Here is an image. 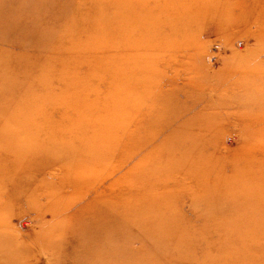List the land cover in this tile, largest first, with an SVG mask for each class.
I'll return each instance as SVG.
<instances>
[{
	"label": "rangeland",
	"instance_id": "obj_1",
	"mask_svg": "<svg viewBox=\"0 0 264 264\" xmlns=\"http://www.w3.org/2000/svg\"><path fill=\"white\" fill-rule=\"evenodd\" d=\"M101 1L0 0V264H264V0H105L141 70L49 110L56 64L126 65L77 43Z\"/></svg>",
	"mask_w": 264,
	"mask_h": 264
},
{
	"label": "bare ground",
	"instance_id": "obj_2",
	"mask_svg": "<svg viewBox=\"0 0 264 264\" xmlns=\"http://www.w3.org/2000/svg\"><path fill=\"white\" fill-rule=\"evenodd\" d=\"M101 1V0H100ZM164 3V5H171L173 0H160ZM211 5L208 7V10L210 12H212L213 8L212 6L215 3H219L222 1V4L228 3V2H233V4H238L237 2H235V0H208ZM134 2V1H133ZM131 3V1H130ZM117 3H105V0L101 1V3H99L98 5H94L95 9V14L93 16V19L96 18V21H99L100 27L98 29H95L94 32H97L99 34L101 33H105L107 35V33H109V35H111L110 37H103L101 39V43L100 44H95L94 40H92V38L88 35H90V33L87 35V37L85 39L82 40V37L77 38V43L81 42L85 45H87L89 48L88 51H95L98 50L100 48H103L104 46H109L110 47V54L107 53V57H105V60L108 59H115V60H120V59H125L126 65L124 68H120L115 62L113 63V65H108L106 67L102 66L101 68L97 67L96 65H94L93 63H88V59H86V61L82 60L83 58L80 57V55H77L75 58H72L73 60L70 61H62L59 64H56V66L58 68H55L53 73L60 75L59 78H63L65 80L59 81L60 83V87H58V90L64 91V93H60L59 91L54 95V100L52 101H46V106L49 107V110H53V107H56L57 105V100L60 99L62 96H70V95H81L83 93V91H85L86 85H83L82 82L83 81H88V80H92L91 77L96 76L97 78L99 76H109L106 77V79L108 80V83L110 82H115V83H123L124 86V80L126 79L127 82V76L134 73L136 71V69L139 71L140 69V65L141 62H137L136 58H131L130 55L133 54V46L140 42V35L141 33V27L140 24L134 23V24H129V20H131L134 17L137 16H141L145 14V9H143L142 13H140V10L138 13H134L131 10H129V17L127 18H119L116 14V6ZM237 6V5H235ZM99 7H102L104 9H106L108 11V14H105L103 12V10L99 9ZM138 8L141 9L140 5H137ZM211 7V8H210ZM216 7V5H215ZM218 7V6H217ZM216 9V8H215ZM77 8H74V13H76ZM226 12H229V9H225ZM230 12H233V10L231 9ZM91 15H93V12L90 13ZM195 13H193L192 15H194ZM196 16H193V20H195ZM195 22V21H194ZM232 22V21H230ZM70 23V28L73 27H77L78 26V22H69ZM80 25V23H79ZM146 30V26L144 25L142 27V30ZM93 35V34H91ZM136 39V40H135ZM134 43H133V42ZM136 41V42H135ZM69 44H75L76 41L75 40H69L68 41ZM75 44L74 47H72V45H70L69 50L66 51V53L68 52H72L71 54L79 51V49L81 48V46H79L78 44ZM127 47V56L125 55V50ZM86 48V49H87ZM128 49H129V54H128ZM132 53V54H131ZM82 56V55H81ZM83 57V56H82ZM68 59V58H67ZM96 60V59H95ZM100 61L102 60L99 59ZM64 67H68L69 70L72 69H81L82 72L84 71L86 73L85 76L81 77L80 79L76 80L75 78H72L70 76V74L68 73L69 70H67L68 72L65 71ZM112 68V71H109L108 69ZM97 70V72H95L94 70ZM56 85V84H55ZM85 86V87H84ZM123 86L122 89L119 90V92L121 90H123ZM55 88V86H54ZM67 90H69V92L65 93ZM114 93H112L110 96L112 97V99L114 100L113 97ZM114 103V102H113ZM61 104V103H60ZM69 104V98L63 102V106L65 107L66 105ZM128 104V98H127V102H125L124 100H121L119 103L116 102L115 105H117L115 108L119 107L121 105H127ZM16 109H20L19 104L15 107ZM82 117V116H81ZM83 118V117H82ZM20 119V117L15 118V120ZM43 122L42 124L46 125L47 124V119L46 118H42ZM33 124H21V125H17L16 127H18L19 130L24 131V129L27 130V128L31 127ZM46 128L50 127V126H45ZM91 129V128H90ZM114 130V129H112ZM48 133L44 134L45 136L48 135ZM45 139V137H44ZM48 139V137H47ZM21 141V140H19ZM24 141V139H23ZM38 140L37 138H33L32 139H28L29 145L32 147L33 151H35L37 149L38 152ZM40 147V145H39ZM41 148H39L40 150ZM69 185V184H68ZM66 190V189H65Z\"/></svg>",
	"mask_w": 264,
	"mask_h": 264
}]
</instances>
